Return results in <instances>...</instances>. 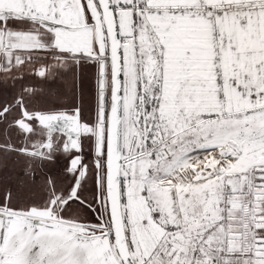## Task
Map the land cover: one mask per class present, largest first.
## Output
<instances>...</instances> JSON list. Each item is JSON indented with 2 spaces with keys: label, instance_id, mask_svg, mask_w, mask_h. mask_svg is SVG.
<instances>
[{
  "label": "snow or ice",
  "instance_id": "1",
  "mask_svg": "<svg viewBox=\"0 0 264 264\" xmlns=\"http://www.w3.org/2000/svg\"><path fill=\"white\" fill-rule=\"evenodd\" d=\"M0 264H264V0H0Z\"/></svg>",
  "mask_w": 264,
  "mask_h": 264
},
{
  "label": "rangeland",
  "instance_id": "2",
  "mask_svg": "<svg viewBox=\"0 0 264 264\" xmlns=\"http://www.w3.org/2000/svg\"><path fill=\"white\" fill-rule=\"evenodd\" d=\"M88 79L85 83V95L88 98L89 101L92 99L93 94V80L90 79L91 77V70H88Z\"/></svg>",
  "mask_w": 264,
  "mask_h": 264
},
{
  "label": "flooded vegetation",
  "instance_id": "3",
  "mask_svg": "<svg viewBox=\"0 0 264 264\" xmlns=\"http://www.w3.org/2000/svg\"><path fill=\"white\" fill-rule=\"evenodd\" d=\"M90 79L92 80V77H90ZM53 87H56V85H53ZM67 98H62L61 102H65Z\"/></svg>",
  "mask_w": 264,
  "mask_h": 264
}]
</instances>
